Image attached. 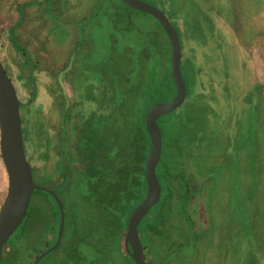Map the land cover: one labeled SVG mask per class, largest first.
Returning <instances> with one entry per match:
<instances>
[{
    "label": "rangeland",
    "instance_id": "rangeland-1",
    "mask_svg": "<svg viewBox=\"0 0 264 264\" xmlns=\"http://www.w3.org/2000/svg\"><path fill=\"white\" fill-rule=\"evenodd\" d=\"M143 1L163 10L177 29L187 87L185 101L159 122L162 158L175 161V172L186 165L182 176L188 184L192 227L185 237L179 228L172 229L176 244L186 238L178 250L165 251L162 237L156 248L163 257L156 262L264 264V0ZM115 3L118 0H0V59L21 100L27 152L37 143L38 127L54 135L61 123L64 126V112L72 114L66 123L70 126L85 110L101 48L92 39L95 22ZM147 20L161 31L155 20ZM43 165L49 168L50 162ZM45 167L36 175L48 187ZM183 184L172 179L180 201ZM7 190L0 152V208ZM34 201L38 205L33 206ZM52 205L46 194L34 193L28 216L5 244L3 256L12 259L16 251L17 263L32 264L49 248L55 230L46 212ZM175 223L185 226L182 217ZM65 239L39 264H99L98 249L84 245L74 259L63 247ZM111 258L113 264H133L119 253Z\"/></svg>",
    "mask_w": 264,
    "mask_h": 264
},
{
    "label": "trees",
    "instance_id": "trees-1",
    "mask_svg": "<svg viewBox=\"0 0 264 264\" xmlns=\"http://www.w3.org/2000/svg\"><path fill=\"white\" fill-rule=\"evenodd\" d=\"M147 17L156 21L160 32L150 25ZM102 18L95 22L92 36L101 48L97 57L92 51L89 53L98 61L85 110L79 112V119L70 126L66 123L72 114L64 112L62 122L65 127L61 123L54 135L48 134L45 127H38L37 143L30 144L29 152L24 136L25 149L37 184L44 185L36 174L50 162V167L44 169L43 180L49 181L48 188L55 191L64 208L65 226L61 243L55 250L61 247L66 236L63 247L70 250L74 259L82 246L89 245L98 249L99 264H106L108 258L113 264L111 255L114 252L135 264L126 252L124 239L132 211L147 194L146 161L151 140L145 126V114L156 102L172 99L177 93L171 73V43L155 17L122 0L110 7ZM174 162L171 159L167 163L161 156L156 168L162 186L161 198L138 226L147 264H161L156 262L163 257L156 244L162 237L167 252L185 245L186 238L177 244L173 242L174 227L179 228L182 237L192 227L186 206L188 184L182 176L186 165L183 162L181 172H175ZM173 178L184 182L181 185L185 189L182 201L175 198ZM36 192L46 194L53 203L46 212V218L55 230L50 247L58 238L60 209L50 193ZM31 204L32 199L24 220ZM35 204L38 205L34 201L33 206ZM40 216L45 215L41 213ZM179 217L183 218L185 226L175 223ZM150 252L153 261L148 259ZM167 252L165 263L171 260L166 258ZM12 255V259L3 256L1 264H19L16 261L20 256L16 251Z\"/></svg>",
    "mask_w": 264,
    "mask_h": 264
},
{
    "label": "water",
    "instance_id": "water-1",
    "mask_svg": "<svg viewBox=\"0 0 264 264\" xmlns=\"http://www.w3.org/2000/svg\"><path fill=\"white\" fill-rule=\"evenodd\" d=\"M128 6L147 12L157 19L165 30L172 48V78L177 94L171 101H159L146 114L145 126L151 140V149L146 161L147 194L132 211L125 233L124 246L135 264H147L144 246L138 226L161 198L162 186L156 172L163 149L162 130L158 119L179 107L186 99L187 87L182 75V48L177 29L160 8L143 0H122ZM21 100L17 88L0 59V152L7 171L8 190L0 208V264L5 244L20 227L26 217L35 190H44L56 200L60 209V224L57 241L38 254L33 264L55 250L61 243L65 226V212L54 190L39 185L33 178V168L27 158L22 128Z\"/></svg>",
    "mask_w": 264,
    "mask_h": 264
},
{
    "label": "crops",
    "instance_id": "crops-1",
    "mask_svg": "<svg viewBox=\"0 0 264 264\" xmlns=\"http://www.w3.org/2000/svg\"><path fill=\"white\" fill-rule=\"evenodd\" d=\"M205 57H206V55H205Z\"/></svg>",
    "mask_w": 264,
    "mask_h": 264
}]
</instances>
